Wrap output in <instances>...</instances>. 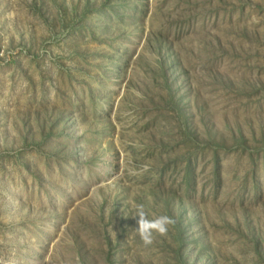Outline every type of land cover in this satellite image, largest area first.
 <instances>
[{
    "label": "rangeland",
    "instance_id": "374dc122",
    "mask_svg": "<svg viewBox=\"0 0 264 264\" xmlns=\"http://www.w3.org/2000/svg\"><path fill=\"white\" fill-rule=\"evenodd\" d=\"M0 264H264V0H0Z\"/></svg>",
    "mask_w": 264,
    "mask_h": 264
},
{
    "label": "clouds",
    "instance_id": "9594fccd",
    "mask_svg": "<svg viewBox=\"0 0 264 264\" xmlns=\"http://www.w3.org/2000/svg\"><path fill=\"white\" fill-rule=\"evenodd\" d=\"M134 217L137 218V227L133 230L146 246L152 244L154 234L166 235L169 227L175 224V220L168 215H160L149 219L143 205L137 206Z\"/></svg>",
    "mask_w": 264,
    "mask_h": 264
}]
</instances>
